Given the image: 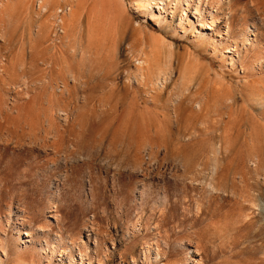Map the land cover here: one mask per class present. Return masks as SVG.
I'll return each instance as SVG.
<instances>
[{
    "label": "rangeland",
    "instance_id": "374dc122",
    "mask_svg": "<svg viewBox=\"0 0 264 264\" xmlns=\"http://www.w3.org/2000/svg\"><path fill=\"white\" fill-rule=\"evenodd\" d=\"M25 1L11 0V17L0 8V264H57L63 251L86 255L85 264H158L153 249L161 264H188L189 256L199 264H264V228L249 224L246 201L258 189L255 154L264 155V0H160L161 10L151 13L161 17L122 0L127 44L142 29L177 53L172 80L149 112L144 91L121 81L120 70L134 67L131 58L121 56L126 68L105 75L122 30L110 24L107 0H96L102 10L86 0L99 21L89 27L80 14L84 25L69 34L53 11ZM208 22L212 29L198 36L195 28ZM42 23L49 36L37 49ZM194 59L202 67L189 63ZM188 63L203 70L194 77L207 105L200 112L186 102L176 118ZM221 136L228 147L219 168L223 190L213 195L198 182L211 176L210 153Z\"/></svg>",
    "mask_w": 264,
    "mask_h": 264
},
{
    "label": "bare ground",
    "instance_id": "6f19581e",
    "mask_svg": "<svg viewBox=\"0 0 264 264\" xmlns=\"http://www.w3.org/2000/svg\"><path fill=\"white\" fill-rule=\"evenodd\" d=\"M28 1V0H27ZM25 1V3L27 2ZM90 1V0H89ZM96 1V0H94ZM99 1V0H98ZM98 1H96L95 3H93L92 1V5H95L94 7H101L99 4L101 3H98ZM106 0H103L102 3H104ZM108 3H105L103 5L102 8H104V6H106V4L110 5L108 6V9H111L112 14V20L111 18L109 19V21H112L114 23H110L111 25L115 24V26L117 28H121L122 30L117 34H115V37H114V41H113V47H112V53L110 55V60H111V65L109 67V69L107 70L106 72V76L110 77V78H113L114 77V72H116V70H118L119 68H126V66L124 65V61H126V59H129L131 58L132 61L134 62V67L129 70V68H126L124 71L120 70L121 73H119L121 76V81L123 82V85L127 88H133L134 85H136V87H138L139 89L143 90L145 94L141 99H143V102L146 103V110L148 111V108H150L151 106L150 105H155V100L160 96L161 94V91L163 90V87H165V83L167 82H170L172 79L171 78V75H173V70L174 69V61L176 60L177 58V53H176V50L174 48V46L172 45V43H168L166 41H164L163 39L153 35V34H147V33H142V29H137L134 33V39H135V42H137L135 44L132 43V44H127V42H125V29L127 28V26L129 27L130 25L129 22H128V19L126 17V7H125V4L123 3L122 0H107ZM157 1H160V0H135L132 2V6H134V9L135 11L137 12H146L147 14H150L151 16L153 17H161V15H154L151 13V10H161V7L158 6L157 4ZM198 3L197 4H200V2H202L203 0H196ZM223 1V0H222ZM228 1V0H227ZM29 2V1H28ZM38 4H39V7H40V10H43V11H49L51 10L50 12L53 11V15L54 17H56V20H55V23H58V26L60 27V31L61 32H64L66 34H69V32L71 30H69L71 27H76V26H81V19L82 17H80V14L82 15H85L87 14V20H88V26L92 28H94V23H96L95 21L98 20V16L95 15V13L97 11H95L96 9H99V8H96L94 10V7H93V10L87 8L88 6V1H87V5H86V0H37ZM213 2V1H212ZM11 3V0H0V8L1 10H5L7 13V17L8 15L11 17V9L7 8L8 6H11L10 5ZM75 3V4H73ZM98 3V5H97ZM213 4V3H212ZM229 4H232L229 0ZM29 5V3H28ZM75 5V6H74ZM26 7H27V4H26ZM107 7V6H106ZM229 7V6H228ZM3 8V9H2ZM90 8H91V5H90ZM230 8V7H229ZM27 9H30V6L29 8ZM32 9V8H31ZM86 9L87 10V13H84L83 10ZM0 12H3L1 11ZM85 10V11H86ZM99 10H102L101 8ZM29 12V11H28ZM42 12V11H41ZM83 12V13H82ZM100 13H102L101 11H98ZM30 13V12H29ZM49 13V12H48ZM103 14V13H102ZM146 14V15H147ZM4 15V14H2ZM5 15V16H6ZM82 15V16H83ZM107 15V14H106ZM109 15V14H108ZM107 15V17H108ZM197 15V14H196ZM53 17V16H52ZM86 16H84L85 18ZM105 17V18H107ZM149 17V16H148ZM101 18V17H100ZM53 19V18H52ZM104 19V18H102ZM99 21V20H98ZM182 21V19H181ZM199 21V20H198ZM46 23V22H45ZM50 23H52L50 21ZM83 23V22H82ZM99 23V22H98ZM43 24V23H42ZM40 24L38 25V32L37 34L34 36V42L35 44L33 45H36L34 46L35 48L39 49L41 48V46L44 44V42L47 40L48 38V33H49V30H48V27H46L45 24ZM54 24V23H52ZM57 25V24H56ZM84 25V23L82 24V26ZM97 25V24H96ZM95 25V26H96ZM200 26L202 27L201 28V31L196 29L195 28V33L199 36V35H206L207 32H205L206 30H211L212 27L214 26V23H207V24H201L200 23ZM54 27V26H52ZM56 27V26H55ZM226 35L227 37H229V34H230V24H226ZM78 28V27H76ZM75 28V29H76ZM82 28V27H81ZM79 28V29H81ZM88 28V27H87ZM91 28V29H92ZM78 29V30H79ZM74 30V29H73ZM77 30V29H76ZM118 30V29H117ZM205 30V31H204ZM32 31V30H31ZM30 29H29V32H31ZM69 31V32H68ZM83 29L80 31L82 32ZM103 31V30H102ZM203 31V32H202ZM33 32V31H32ZM32 32L30 33V35L32 36ZM68 32V33H67ZM91 32V31H90ZM248 36H251V33H253L252 30H248ZM245 31V33H247ZM86 33V32H85ZM88 33H89V29H88ZM90 34V33H89ZM208 34V33H207ZM34 35V33H33ZM61 35V34H60ZM127 35V34H126ZM3 36V34H2ZM63 36V35H62ZM61 36V37H62ZM4 37H7L4 35ZM67 37V36H66ZM93 37V36H92ZM102 37V36H101ZM4 39V38H3ZM229 39V38H228ZM31 40V39H30ZM62 40V39H61ZM105 40V39H104ZM32 45V46H33ZM234 45H235V42H234ZM82 46V45H81ZM137 46V47H136ZM81 50V49H80ZM84 50V49H83ZM83 50L81 52H83ZM74 51V50H73ZM77 52V51H76ZM229 52V51H228ZM85 53V52H84ZM55 55V54H54ZM53 56V55H52ZM121 56H124L126 59H124V61H121ZM42 57V56H41ZM52 58V57H51ZM53 59V58H52ZM239 59V58H238ZM109 60V61H110ZM52 62V61H51ZM194 62H197L198 64V61L194 59V61L192 62H189V63H194ZM188 63L187 66L185 67H188L190 64ZM196 64V63H194ZM192 64V65H194ZM196 64V65H197ZM185 65V64H184ZM189 66V68H187V71L189 70L188 74H185V77L182 79L183 82L181 83L182 84V89L180 90V92L178 93V96H177V99L175 98V104L173 105L174 107V115L175 117L177 118L178 115L180 116L181 113L180 112V109L182 110V107H184L183 105H185L186 102H189V103H193L192 105V108H195L197 111H204L202 110L203 108L205 109V106L207 105V103L205 102V97H201L200 93L198 94V92L200 91H197L199 89H197L200 85H198L199 83L198 82H201L202 80H198V82H196L197 80L195 79V73H197L196 71L198 70L199 72V66L198 69H197V66ZM125 66V67H124ZM129 67V66H128ZM202 67V66H201ZM201 74L203 73L201 70ZM182 75V74H181ZM70 76H72L73 79L77 80V75L75 74H70ZM105 76V77H106ZM199 76H201L199 74ZM203 76V75H202ZM106 77V78H108ZM198 77V76H197ZM116 78V76H115ZM203 78V77H201ZM200 78V79H201ZM113 80V79H112ZM115 80V79H114ZM169 80V81H168ZM25 83V82H24ZM67 85L65 82H63V85ZM197 84V85H196ZM201 84V83H200ZM64 85V87H65ZM196 87V89L194 90V88ZM180 89V88H179ZM142 93V91H141ZM258 93V92H257ZM202 94V92H201ZM252 94V93H251ZM255 94V93H254ZM234 95V94H233ZM208 96V95H207ZM235 96V95H234ZM233 96V97H234ZM232 97V96H230ZM219 98V97H218ZM207 99V98H206ZM262 99V98H261ZM209 100V99H207ZM232 102V104H234V101L233 99H230ZM229 100V102H230ZM234 100H237L236 98H234ZM134 101V102H133ZM133 106L135 108L138 107V110H139V107L141 105V102L139 101L138 97L135 96L134 97V100H133ZM140 102V103H139ZM210 102V101H209ZM221 102V101H220ZM228 102V103H229ZM189 103L187 105H189ZM214 103V102H213ZM217 103V101H216ZM214 103V105H218V103L216 104ZM140 104V105H139ZM209 104H212V103H209ZM132 106V104H131ZM149 106V107H148ZM191 106V105H190ZM212 105H209V107H211ZM234 106V105H233ZM237 106V104H236ZM155 107V106H153ZM208 107V108H209ZM212 107H216V106H212ZM229 107H232L231 104H229ZM207 108V107H206ZM219 108V107H218ZM217 108V109H218ZM228 108V107H227ZM235 108V106H234ZM0 109L1 106H0ZM134 109V108H132ZM185 109V108H184ZM210 109V108H209ZM216 109V108H215ZM217 109L215 110V112L217 111ZM230 110V109H229ZM135 111V110H134ZM184 111V110H182ZM213 111V110H212ZM232 111V110H231ZM234 111V110H233ZM149 112V111H148ZM152 112V111H151ZM153 113V112H152ZM65 114V113H64ZM155 114V112H154ZM157 115V114H156ZM237 116V115H236ZM179 118V117H178ZM207 119V118H206ZM207 129L205 128V131ZM257 131V130H256ZM192 133V132H190ZM196 133V132H195ZM192 135V134H191ZM217 135V134H216ZM233 135V134H232ZM220 136V134H219ZM231 137V136H230ZM219 138V137H218ZM233 138V137H232ZM235 138V137H234ZM231 141H234V140H231ZM230 141V138H229V142L227 141L228 144H231V147H232V143ZM237 141V140H236ZM227 144V145H228ZM259 144V143H258ZM226 145V146H227ZM165 146V145H164ZM167 146V145H166ZM165 146V147H166ZM230 147V148H231ZM226 149L227 151V148L228 147H225V144H224V139H223V136H221L218 140H216L215 142H213V145H212V149H211V153H210V160H211V167H212V171L210 172L211 176L210 178H208V175L205 176L204 179L200 180L199 183V186L204 188V187H207V190L209 191V193L211 194H219L220 190H223L221 187H220V180H219V174H220V163H222L223 159H227L226 158V154L224 152V150ZM255 148L256 145H255ZM181 149V148H180ZM167 150V148H166ZM254 150V149H253ZM260 151V150H259ZM262 151V150H261ZM230 152V151H229ZM256 152V151H255ZM258 152V151H257ZM264 152V151H262ZM251 153H254V152H251ZM180 154V153H178ZM252 155V154H251ZM250 156V155H249ZM229 157V156H227ZM231 157V156H230ZM179 158V157H178ZM206 158V157H205ZM253 158V157H252ZM251 158V159H252ZM177 159V158H176ZM233 159V158H232ZM249 159V158H248ZM254 159V158H253ZM180 161V160H179ZM227 161V160H225ZM230 161H231V158H230ZM229 161V162H230ZM182 162V161H181ZM233 162V160H232ZM188 163V162H187ZM253 164H254V174H255V177H256V180H255V183L258 185V189L257 191L255 189H253V185H250L253 189V192H251L248 196H247V199L246 201H248L250 204H249V207L253 210V216L250 218L251 220L249 221V224H253V223H260V229L263 227L264 228V187H263V184H264V175L263 176V181H259L260 180V175L261 174H264V155L263 157L260 155V153L258 154H255V160L253 161ZM182 165V170L183 172L184 171H187L188 170V167H186L187 164H185V161L180 164ZM194 165V164H193ZM200 165V164H199ZM203 165V164H202ZM207 165V164H206ZM205 165V166H206ZM197 166V165H196ZM198 167V166H197ZM200 167V166H199ZM245 168V167H244ZM190 170V169H189ZM206 170V169H205ZM188 172V171H187ZM199 172V171H198ZM209 172V171H208ZM185 173V172H184ZM183 173V174H184ZM200 173V172H199ZM204 173V172H203ZM252 173V172H251ZM250 173V174H251ZM186 176H188L187 174L189 173H185ZM249 174V175H250ZM193 175V174H192ZM243 175V174H242ZM248 175V173H247ZM246 175V176H247ZM185 176V177H186ZM228 176V175H227ZM244 176V175H243ZM251 176V175H250ZM147 177V176H146ZM196 177V176H195ZM248 177V176H247ZM189 178V177H188ZM191 178V177H190ZM226 178V177H225ZM243 178V177H242ZM245 178V177H244ZM185 179V178H184ZM187 179V177H186ZM192 179V178H191ZM235 179V178H233ZM250 179V178H249ZM252 180L253 177L251 178ZM250 179V180H251ZM261 179V180H262ZM194 182H195V178L193 179ZM198 180V179H196ZM243 180V179H242ZM245 180V179H244ZM247 180V179H246ZM225 181V180H224ZM223 181V182H224ZM235 181V180H234ZM185 182V181H184ZM245 182V181H244ZM243 182V183H244ZM252 182V181H251ZM254 182V181H253ZM261 182V183H260ZM245 185V184H244ZM247 185V184H246ZM184 186V185H183ZM194 186V185H193ZM208 186H209V189H208ZM223 186V184H222ZM248 186V185H247ZM246 186V187H247ZM228 186L226 185V188ZM199 188V187H198ZM245 188V187H243ZM250 188V187H249ZM248 188V189H249ZM247 189V188H245ZM247 189V190H248ZM203 190V189H202ZM206 191V188L204 189ZM229 190V189H228ZM204 191V193H205ZM207 191V192H208ZM206 192V193H207ZM225 192V191H223ZM228 192V191H227ZM231 192V190H230ZM232 192H234L232 190ZM237 193V192H236ZM235 193V194H236ZM243 194V193H242ZM188 195V194H187ZM220 195V194H219ZM233 195V194H232ZM247 195V194H246ZM237 197V196H236ZM241 197V196H240ZM211 198V197H210ZM243 198V197H242ZM245 198H243L244 200ZM185 200V199H184ZM241 202V201H239ZM245 202V201H244ZM243 204V203H242ZM245 204V203H244ZM199 205V203L197 204ZM203 206V205H202ZM199 208H200V205L197 207V210L199 211ZM257 210V211H255ZM197 213V212H196ZM53 218V217H52ZM254 219V220H253ZM264 231V229H263ZM261 231V232H263ZM264 233V232H263ZM260 234V233H259ZM262 234V233H261ZM262 245V244H261ZM147 248V251L148 253H146L145 255L151 257L150 255L151 254V250H152V246L151 245H148L146 246ZM154 251H152L153 255H154V260L156 263L158 264H161V259L163 258L161 252L159 249H153ZM188 254V253H187ZM193 254L195 255H199L197 250L193 252ZM60 256V259L57 260V264H85V260H86V255L82 254V253H79V255L77 256V258L73 257L70 255L69 251H63L62 254L59 255ZM106 256V255H105ZM189 260H188V264H199V261L196 260V256L192 257V256H189ZM47 258V257H46ZM147 258V257H146ZM106 259V258H104ZM103 260H99L97 262V264H107L105 261ZM48 260L47 262H50L49 259H46ZM107 260V259H106ZM122 262V261H121ZM132 262L135 263V260L132 259ZM123 263V262H122ZM121 263V264H122ZM90 264V263H89ZM93 264V263H92ZM176 264V263H175Z\"/></svg>",
    "mask_w": 264,
    "mask_h": 264
}]
</instances>
